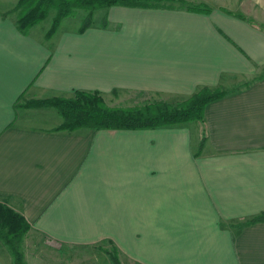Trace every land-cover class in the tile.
Segmentation results:
<instances>
[{
	"label": "crops",
	"instance_id": "crops-1",
	"mask_svg": "<svg viewBox=\"0 0 264 264\" xmlns=\"http://www.w3.org/2000/svg\"><path fill=\"white\" fill-rule=\"evenodd\" d=\"M183 1L210 11L116 5L105 26L61 22L45 39L0 0V200L25 240L76 261L110 245L121 264H264V221L246 224L264 215V0ZM202 87L229 92L202 122L153 128L59 130L54 108L17 106L76 90L172 103Z\"/></svg>",
	"mask_w": 264,
	"mask_h": 264
},
{
	"label": "trees",
	"instance_id": "trees-1",
	"mask_svg": "<svg viewBox=\"0 0 264 264\" xmlns=\"http://www.w3.org/2000/svg\"><path fill=\"white\" fill-rule=\"evenodd\" d=\"M162 1L171 0H17L15 6L3 14L15 15L17 29L27 34L29 29L43 21L54 10L51 25L45 33V39H50L60 22L75 14L77 9L86 10L78 31H85L92 21L93 11L111 6L127 7H165ZM187 9L209 12L210 8L201 4H187L177 0ZM242 19H248L237 14ZM106 18L102 22L105 26ZM116 92L113 91V94ZM226 93L222 90L202 87L183 101L166 102L151 100L130 107L108 106L104 97L96 91H74L71 97H51L46 99H18V108L52 107L62 117L59 130L73 131L79 128L99 129H138L160 126H172L188 121H203L206 106ZM202 146V143L201 145ZM264 221V215H259L246 224ZM30 229V224L18 211L8 206L5 200H0V243L12 256V264H26L22 250L23 238ZM111 264H121L117 249L111 246L104 250Z\"/></svg>",
	"mask_w": 264,
	"mask_h": 264
},
{
	"label": "rangeland",
	"instance_id": "rangeland-1",
	"mask_svg": "<svg viewBox=\"0 0 264 264\" xmlns=\"http://www.w3.org/2000/svg\"><path fill=\"white\" fill-rule=\"evenodd\" d=\"M162 2L164 3L165 7H175V6L180 7L181 6L180 5L181 3L177 0L162 1ZM108 8L109 7H107V8L105 7V8H99V9L94 10L91 24H93V23L94 24H97V23L102 24ZM86 13L87 12L84 9H77L74 15L66 17L65 19H63L61 21L62 23L61 22L60 23H61V25H64V26H69V25L70 26H80L82 23V19L86 16ZM53 15H54V10H50L47 18H45L40 23L36 24L37 26H36L35 30L40 31V32L48 30L50 25H51ZM214 89L222 90L225 93L229 92V90H226L224 88H214ZM115 94H114V96L105 99L108 106H112V107H119V106L130 107V106H132L131 103H128L129 105H124L125 101L122 99H126L128 96L118 95V97H116ZM136 104H137V102H136ZM133 105H135V104H133ZM200 122H202V121H200ZM25 236L23 238L22 250L24 253V257H25V255L26 256L28 255V262L29 263H31L32 259L34 258L37 264L38 263L39 264H111L109 257H108V261H107V259L105 257H102V255H100L101 253H103L106 256H108L104 250H109L111 248L110 245H108L107 247H97L99 251H97V250L96 251H90V253H98V254H92L91 256L82 255V254H84L83 252H86V251L73 250L72 252L74 254L75 253L81 254L80 255L81 260L76 261L75 259L78 258L77 255H75L74 257H73V255H71V257L70 256L66 257V256H64V251H59L57 249L47 247V246H52V245L45 242V241L40 240V238L33 237V240L32 239H26L25 240ZM86 253H88V252H86ZM62 254H63V256H62Z\"/></svg>",
	"mask_w": 264,
	"mask_h": 264
}]
</instances>
